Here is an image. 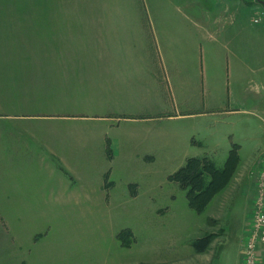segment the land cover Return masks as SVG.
<instances>
[{
    "label": "rangeland",
    "instance_id": "rangeland-1",
    "mask_svg": "<svg viewBox=\"0 0 264 264\" xmlns=\"http://www.w3.org/2000/svg\"><path fill=\"white\" fill-rule=\"evenodd\" d=\"M135 74L146 81L138 108L134 98L116 101L120 76ZM126 91L127 99L135 97ZM121 105L127 114L160 112L162 140L176 128L182 137L190 130L187 137L203 144L191 155H208L219 169L233 144L241 146L243 162L202 211L164 177L180 167L184 138L176 162L167 153L174 147L161 148L147 168L153 175L139 164L129 172L118 160L111 171L110 138L137 133L133 123L105 129L120 121L112 112ZM175 109L198 115L168 120ZM0 139V175L7 177L0 189L34 185L36 173L50 192L86 190L89 178L98 183L109 172L116 188L126 190L127 181L143 200L148 192L176 195L160 212L140 210V202L109 209L88 200L80 209L0 211V264H243L264 164V6L259 0H0ZM14 171L19 182L8 180ZM207 236L209 249L196 252L192 243Z\"/></svg>",
    "mask_w": 264,
    "mask_h": 264
},
{
    "label": "crops",
    "instance_id": "crops-1",
    "mask_svg": "<svg viewBox=\"0 0 264 264\" xmlns=\"http://www.w3.org/2000/svg\"><path fill=\"white\" fill-rule=\"evenodd\" d=\"M150 72L147 73L148 78L150 81H158L155 77L154 71L151 69H148ZM122 81V85L118 87V91L120 93L119 101L116 100L117 102H123V101H128L132 100L133 98L135 99V108H138V99L142 98L145 94V76L143 74H135V75H130V76H120ZM124 82L127 84L129 83V87L127 85H124ZM126 88H129L133 95L135 97H128V99L125 96V93H127ZM131 95V96H133ZM125 97V98H124ZM122 105L116 112H112V114H120L122 116L128 115L129 117H124L126 119H121L123 118L122 116L118 117L119 122L115 123H106V128L109 130H118L121 127V123H133L131 125H134V127H131L130 129L132 130V133L130 134L127 133L128 136L126 139H121L117 137H111L110 138V147L114 149L113 156L111 158V161L108 158V163L110 165V169L112 171V168L114 167L113 163L118 160L119 163L123 164V167L127 168L129 172L131 171L129 168H133L132 164H139L143 170L150 172V174L153 175V171H151L148 168L149 165H153L156 163L158 160V157L161 156V148L165 146L168 147H174L173 150H169L168 158L172 162L177 161V156H176V148L179 142L184 138V146L183 148L186 149V153H184L182 160L180 161L181 165L179 164L178 169H174L173 171H170L166 173L164 176L169 180V184L171 183H177L175 185H178L180 189L185 191L187 194V191L181 187V185L170 179V176L176 173L178 170H180L182 167L186 165L189 159L191 158H208L211 161H215L212 157H209L208 155H200V154H192L191 152H196L194 150H191L193 148L197 147H203V144L201 142H198L195 140L194 137H187V133H184V136L182 137L181 134L177 132V128L170 131L168 134V137L162 140L161 137V123H160V118L159 116L161 115L160 112L155 111L154 109H149L147 111L139 112L136 111L133 114H127L121 110ZM109 111V110H108ZM193 115H198L197 112L193 111H188V112H180L178 109H175V111L169 113V117H167L168 120L170 121H178L182 119H189L190 116ZM108 119V117H106ZM116 118V117H115ZM192 129V128H191ZM123 131L127 132L128 128H125L123 126ZM193 131V129H192ZM126 134V133H124ZM126 134V135H127ZM192 134V133H191ZM5 143L3 144V140L0 139V147H3ZM234 146H237V151L239 154V165L243 162L242 157L240 156V148L241 146L239 144H233ZM233 148L229 152V156L231 154V151L234 150ZM30 152H32V149L29 148ZM112 149V150H113ZM172 152V153H171ZM44 151H39L40 155H37V157L44 156L43 155ZM166 153V152H165ZM174 153V154H173ZM4 153L0 150V156H2ZM11 154V152H10ZM227 157L225 164L223 168L226 165V162L228 161ZM1 159V157H0ZM10 159V158H9ZM11 160V159H10ZM14 163H16L14 161ZM153 163V164H152ZM41 168L45 167L47 168L48 163H40ZM15 166V164L13 165ZM10 165L9 168H15ZM1 168V167H0ZM239 168V166H238ZM238 171V170H237ZM236 171V172H237ZM15 172V171H14ZM144 172L142 171L141 174ZM33 174V173H32ZM139 174V173H138ZM140 174V175H141ZM22 176L18 175L16 172L13 174V176L9 177L8 180L12 181H17L19 182L22 178ZM106 179H102V177H99V182L95 183L90 182L89 178V189H83L81 187H73V188H68L66 189V192H60L57 191L59 188L55 187L53 191L50 192L48 184H46V181L43 182L42 176L40 174H33L32 179H33V184L27 185L25 188L21 184L18 185L17 188L6 190V189H0V211L3 210H9V211H43V210H52V209H58V210H63V209H69V207L72 206L71 209H80V204L83 202H87V200L90 202V204L95 203L96 201L103 202L104 204L108 206L109 209L113 208V205L116 206V209H121V206H124L127 201H133V202H140L143 205L145 204V207L142 206L139 209L140 210H146V209H152L154 211L160 212L161 210L168 209L169 210V205L166 202V200H169L170 202H174L176 195L171 194V193H166V192H148L147 198L142 199L141 194L139 189H135L131 193L129 192L130 190L128 189V182L126 181V190H119L116 188V186L113 185V182L109 181V172L106 175ZM7 177L6 176H1L0 175V181H6ZM134 178V177H133ZM25 179V178H24ZM31 179V180H32ZM129 179V176H127V180ZM137 180V177L134 178ZM32 183V182H31ZM97 184V186H96ZM0 185H5V183H0ZM59 185V184H58ZM136 185V182L134 184H131V186ZM80 186V184L78 185ZM104 187V189L102 188ZM139 188V186H138ZM247 188V187H246ZM57 189V190H56ZM35 190L31 194V196L27 193V191ZM56 190V191H54ZM97 191H101L100 194ZM127 191V192H126ZM63 193V194H62ZM113 201H112V198ZM189 201V200H188ZM113 202V203H112ZM153 206V208H151ZM148 207V208H147ZM85 209L92 210V206H88ZM193 244V243H192ZM193 246V245H192ZM241 264V260L240 263Z\"/></svg>",
    "mask_w": 264,
    "mask_h": 264
},
{
    "label": "trees",
    "instance_id": "trees-1",
    "mask_svg": "<svg viewBox=\"0 0 264 264\" xmlns=\"http://www.w3.org/2000/svg\"><path fill=\"white\" fill-rule=\"evenodd\" d=\"M237 148L234 146V150L231 151L228 161L222 169L215 167L208 158H191L184 167L170 176L171 180L178 182L187 191L189 205L192 208L198 211L204 210L212 197L228 184L240 163ZM206 173L211 176V180L208 182L205 179ZM128 236V233L123 232L119 238L125 244L126 241L129 242ZM212 239V236L200 238L192 245L196 252L205 253L209 249Z\"/></svg>",
    "mask_w": 264,
    "mask_h": 264
},
{
    "label": "built area",
    "instance_id": "built-area-1",
    "mask_svg": "<svg viewBox=\"0 0 264 264\" xmlns=\"http://www.w3.org/2000/svg\"><path fill=\"white\" fill-rule=\"evenodd\" d=\"M257 186L258 192L242 249L243 264H264V164L259 172Z\"/></svg>",
    "mask_w": 264,
    "mask_h": 264
},
{
    "label": "water",
    "instance_id": "water-1",
    "mask_svg": "<svg viewBox=\"0 0 264 264\" xmlns=\"http://www.w3.org/2000/svg\"><path fill=\"white\" fill-rule=\"evenodd\" d=\"M261 2V4L264 6V0H259Z\"/></svg>",
    "mask_w": 264,
    "mask_h": 264
}]
</instances>
